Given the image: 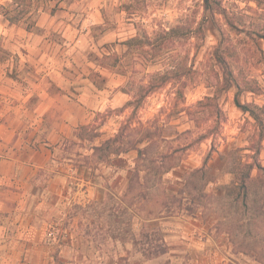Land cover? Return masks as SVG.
<instances>
[{
    "label": "rangeland",
    "instance_id": "rangeland-1",
    "mask_svg": "<svg viewBox=\"0 0 264 264\" xmlns=\"http://www.w3.org/2000/svg\"><path fill=\"white\" fill-rule=\"evenodd\" d=\"M37 2L38 6L32 16L15 25L23 29L21 31L25 35V42H33L37 46V52L41 51L40 57L45 54L47 60L51 59L54 68H63L71 76L73 88H87L88 124L94 120L104 123L103 137L95 143L98 145L102 140L112 137L125 121L132 120L133 128L140 132L146 128L156 133L157 139L161 133L170 140L159 143L161 151L179 149L176 159H168L166 163V166L176 167L163 176L164 181L170 182L172 186L178 185L166 192L163 189H151L153 182L147 183L145 179L143 183L146 189L136 185L132 192L126 191L132 175L129 170L135 167L136 151L124 158L126 163L118 171L113 167L99 165L91 176L71 174L69 190L63 195L61 207L57 208L59 217L47 229V234L52 228L55 229L54 242L59 249L56 264H70L79 257L69 247L71 235L76 239L77 247L92 249V256H87L88 261L98 255L97 257L105 260L116 259L119 264H264V186L253 187L248 199V204L258 200L263 205L262 210L257 211L254 216V211L249 210L253 205L246 206L242 212L243 225L231 228L236 231L234 238L223 231L217 232L215 228L217 218L221 223H227V216L231 213L227 204L229 199L220 188L233 181L234 175L230 171H237L239 163L249 164L255 160L264 167V141H261L260 130L256 121L236 105L235 90L224 93L218 99L223 117L221 123L211 117L216 110L202 104L206 97L215 94L214 78L219 67L214 65L212 53L219 43V27L225 29L221 18L216 16L215 21L209 11L204 12L201 0ZM8 5L9 0H0V14L4 21L3 7ZM222 7L248 10L246 13L250 18L247 20L252 22L251 27L264 28V10L257 9L254 3L248 5L242 0H223ZM141 20L148 25L149 30L157 26L171 28L195 21L194 27L198 23L203 24L205 37L199 42L195 39L174 42V50L186 57L189 65H194L199 74L185 90L184 97H177L175 85L169 84L148 96L136 115H132V108L125 107L129 101L134 100L135 85L147 83L153 73L164 72L168 67L163 59L152 62L137 59L121 44L137 35L135 23ZM28 26L29 32L26 30ZM260 47L264 50V41L260 42ZM238 48L237 57L241 59L238 62L239 68L257 79L263 89L260 95L242 94L239 102L242 105L250 103L261 107L264 105V69L254 67L256 50L251 41L241 40ZM125 52L122 67L111 68L101 62L105 54L122 56ZM6 57L7 54L0 46V58ZM113 96L116 97L115 107L108 103L107 107L100 110L103 103ZM70 140L78 145L70 153H66L65 142L62 140L55 155L56 160H72L75 166H85V157L92 155L89 142ZM156 151L155 147L151 149V157ZM209 153L212 154L209 161L210 173L216 180L208 185L206 191L217 196L209 201L202 197V180L199 176L192 177V182L184 190L189 201L196 199L214 205L209 211L203 209L194 214H184L177 203L173 207L175 212L171 213L172 210H167L163 203H170L171 196L175 198L180 187L185 184L187 172L192 168L202 167ZM90 160L89 166L96 168L95 158ZM116 172L118 174H114ZM148 173L151 175L153 172L145 170L140 176L150 179ZM87 176L90 180H86ZM116 177L122 178L121 182L111 189ZM93 181L97 183L94 184ZM142 191L147 194L148 199L138 202L134 196ZM180 197L178 195L177 200ZM119 203L127 208L120 220L116 217ZM143 225H147L149 230L161 228L167 245L165 254L147 259L143 256L140 245H134L132 235L139 239ZM228 225L222 229L226 231ZM253 251H257L258 255L251 256Z\"/></svg>",
    "mask_w": 264,
    "mask_h": 264
},
{
    "label": "trees",
    "instance_id": "trees-1",
    "mask_svg": "<svg viewBox=\"0 0 264 264\" xmlns=\"http://www.w3.org/2000/svg\"><path fill=\"white\" fill-rule=\"evenodd\" d=\"M37 1L38 0H9L8 7H3L4 12L2 15L10 24H18L24 20H28L27 18L32 16L33 11L36 10L38 6ZM61 1L73 2L80 0ZM201 1L204 12L209 11L215 21L216 16H219L225 26V29L220 27L218 29L220 33L219 43L213 48L212 53L214 65L219 67V71L215 73L214 78L213 86L215 87V94L212 97H206L204 101H202V104L214 108L216 113L212 114L211 117H215L218 122L221 123L223 117H221L222 111L219 109L218 99L224 93L235 90L236 105L256 121L260 130L261 141L263 142L264 105L261 107L250 103L242 105L239 102V97L242 94L252 93L260 95L262 94L263 89L257 79L239 68L238 62L241 59L237 57V53L239 51L238 42L248 39L254 45L256 50L254 58L256 63H253L255 64L254 67L260 66L264 69V50L260 47V42L264 41V28L253 29L251 27L252 22L247 20L250 18V15L246 13L248 10L223 8V0ZM242 1L248 5L254 3L257 9L264 10V0ZM57 8L58 6L51 11L54 12ZM29 26L26 28L28 32L30 31ZM135 26L137 35L121 44L126 46L128 51L137 59H143L149 62L163 59L168 67L164 72L158 71L153 73L147 83L135 85L136 95L134 96V100L129 101L125 107V109L132 108V115H136L148 96L156 93L169 84L175 85L177 97H184L185 90L193 84L199 74L194 65H189V60L186 57H182L181 54H178V52L174 50V42L181 39H195L199 42L205 37L203 24L198 23L197 26L194 27L195 21L190 24L181 23L171 28L157 26V28L152 27V29L149 30L147 28L148 25L141 20L140 22L135 23ZM232 35L237 38H233ZM241 37H243V39H239ZM242 53L246 55L243 51ZM125 57L126 52L122 56L108 53L102 56L101 62L108 67L118 68L123 66V60ZM246 64H248V62H246ZM131 121L132 120L125 121L115 135L102 140L98 145L95 142L97 139L103 137L104 133L101 130L104 123H98L97 120H94L93 123L77 127L73 133V137L77 138L82 143L85 141L89 142V150L92 151L91 156L85 157V165L89 166L90 159L95 158L96 168L93 169H98L99 165H106L107 167L115 168L117 171L122 169V166L126 163L122 156L127 155L132 151H136L137 157L135 160V167L129 170L133 176L131 175L127 183L126 191L132 192L136 185L146 189L143 179H145L147 183H149V181L153 182L150 186L153 190L158 191L163 189V192L170 191L178 184L172 186L170 182L164 181L163 176L169 174L171 170L176 167V165L166 166V163L168 159H176V154L179 149L170 148L171 151L169 152L161 151L159 143L162 141L169 142L170 140L166 139L161 133L158 134L159 139H157V137H155L156 133H152L150 130H146V128L140 132L138 129L133 128ZM138 123L143 126L141 121ZM206 138L207 137H203V139ZM63 142H65L64 152L66 153H70L72 148L78 145L77 142L67 138L64 139ZM154 147L157 151L154 153V156L151 157V149H154ZM259 151L260 149L257 150V154H259ZM211 157L212 154L209 153L202 167L192 168L187 172L188 174L185 178V184L180 187L175 198L174 196H171L170 203H163V206L166 207L167 210H172L171 213H174L175 211L173 210V207L176 206L177 203V207L180 211H183L184 214H194L203 209L207 211L211 209L214 203H203V201H196V199H191V201H189L186 197V191L184 190V187H187L192 182V177L199 176L200 180H202V185L200 186L202 197L208 198L209 201L217 196L214 193H207L206 191L208 185L215 183L216 180L210 173L211 169L209 167V161ZM145 170H149L151 173L153 172V175L148 173L150 179L140 176L141 172H145ZM255 171L257 172L256 174L254 173ZM230 173L234 175L233 181L220 188L229 199L227 204L231 209V213L227 216V223H221V220L217 218L215 228L217 232L223 231L224 234H227L230 238H234L233 235L236 231H233L231 228L235 227V225L240 228V225H243L244 215L242 212L245 211L246 206L248 207L250 204L253 205L249 210L254 211V216H256L255 214L257 211H260L263 208V205L259 204L258 200L252 201L248 204V199L250 198L253 187L256 185L264 186V167L255 160L254 163L249 164L239 163L237 171H230ZM178 195L181 197L177 200ZM110 198L111 197H109V199ZM134 199L139 202L146 201L148 198L147 194L142 191L134 196ZM118 209L116 217L120 220L122 215L125 214L127 208H124L123 203H119ZM240 213H242V215H240ZM227 224L229 225L226 227L227 229L225 231L222 227L225 228L224 226ZM132 238L134 245H140V250L142 251L143 256L147 259L159 257L167 252V245L164 241L160 227L149 230L147 229V225H143V228L139 233V239L134 238V235H132ZM245 254L248 255L250 253ZM254 255H258L257 251L251 253V256ZM253 258L258 260L257 257Z\"/></svg>",
    "mask_w": 264,
    "mask_h": 264
},
{
    "label": "crops",
    "instance_id": "crops-1",
    "mask_svg": "<svg viewBox=\"0 0 264 264\" xmlns=\"http://www.w3.org/2000/svg\"><path fill=\"white\" fill-rule=\"evenodd\" d=\"M21 30L0 14V46L7 54L0 58V264H56L59 249L47 229L59 217L71 174L91 176L94 169L58 162L55 155L62 140H76L72 132L88 124L89 100L87 88H73L71 76L40 57ZM115 100L100 110L108 103L114 108ZM69 243L79 256L70 264H119L98 255L88 261L92 249L77 247L73 235Z\"/></svg>",
    "mask_w": 264,
    "mask_h": 264
},
{
    "label": "built area",
    "instance_id": "built-area-1",
    "mask_svg": "<svg viewBox=\"0 0 264 264\" xmlns=\"http://www.w3.org/2000/svg\"><path fill=\"white\" fill-rule=\"evenodd\" d=\"M48 237L50 238V239H56V234H55V229L54 228H52L49 232H48Z\"/></svg>",
    "mask_w": 264,
    "mask_h": 264
}]
</instances>
